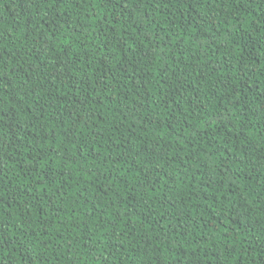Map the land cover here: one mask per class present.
<instances>
[{
  "label": "trees",
  "instance_id": "obj_1",
  "mask_svg": "<svg viewBox=\"0 0 264 264\" xmlns=\"http://www.w3.org/2000/svg\"><path fill=\"white\" fill-rule=\"evenodd\" d=\"M72 2L0 0V264H257L264 0H146L134 23L116 0ZM51 15L65 31L37 41ZM229 75L245 104L222 100Z\"/></svg>",
  "mask_w": 264,
  "mask_h": 264
},
{
  "label": "snow or ice",
  "instance_id": "obj_2",
  "mask_svg": "<svg viewBox=\"0 0 264 264\" xmlns=\"http://www.w3.org/2000/svg\"><path fill=\"white\" fill-rule=\"evenodd\" d=\"M26 2L30 5V6H35L37 8H40L41 6H44L46 8H52V9H56L58 6L59 7H64L65 5H67L68 7H73V2L72 0H26ZM81 3H83V0H80ZM109 2H111V0H109ZM201 0H155V8L158 11L161 4L164 5V7L169 8L170 6H175V5H182V6H187V3H191L193 7H195V5L197 3H200ZM203 3L208 4L209 2H211L212 4H215L216 7H220L221 4H223L225 6V8H229L231 6H234L236 11H240V5H245V6H251L252 3L254 2V0H202ZM146 3V0H116V5H119L118 7V12L119 15L123 18V17H127V16H131L133 19L132 23L136 22V20L138 19L137 17V13L140 12L141 6L144 5ZM67 10V9H65ZM79 11V9H77ZM259 10V8L257 9ZM27 14V13H26ZM181 14L183 15V11L181 12ZM152 17H149V19H151ZM38 20L43 21V23L45 25H48V27H46L42 34L36 35V40L37 41H46L47 37L50 33H54V32H62L65 31V23L68 22V20L70 19L69 17L66 16H61L60 19H56L55 15H51L48 17L47 20L44 19L43 16L38 17ZM117 23H119V21H117ZM191 26V22H189V27ZM261 31L264 32V23H261L260 25ZM169 36L172 35L171 32L168 33ZM180 40H183V37H180ZM151 42V41H149ZM125 47H130V45H125ZM7 48V44L4 43V34L3 32H0V88H8V90H11V88L8 86V84L5 83V79H4V71L6 68V65L3 63L6 59H8V57L3 53V49ZM184 53L181 52L180 55H183ZM133 55H135V52H133ZM242 55V54H241ZM139 59V57H138ZM205 59H207V56L205 57ZM21 67H23V65H21ZM237 69L242 70L241 66L238 64L233 65L230 69H225L223 66H216L215 71L217 73H225V72H235L237 71ZM33 73H29V75H32ZM200 76H201V84L205 83L208 79L211 78V74L204 72V71H200ZM228 80V83L224 84L223 86V90L225 93H227L226 96L222 97V100H228L229 102H231V98L233 96H236L237 100L240 101V105L245 104L244 100H240V93L238 91H229V88L232 87L231 84V80L232 77L229 75L226 77ZM107 79V76L105 75L104 77L101 78V80L99 81L100 84L103 83V81ZM244 79H247V77L245 76ZM29 83L28 80L24 81L25 86H27ZM79 83V81H77V84ZM188 83L191 84V80H188ZM215 83V82H214ZM183 86V85H182ZM216 91L219 92L220 91V84H216ZM247 95V94H245ZM87 99V97H86ZM83 107V105H78L75 108V111L77 113L81 112V108ZM254 109H258L260 113H264V95H262L258 101L254 102L252 104V107L249 109V112L251 113ZM241 112H243V107H241ZM62 115V114H61ZM85 115L84 113H81V116ZM89 119H92L93 117L96 116L95 112H92L91 114H87ZM123 115V113L121 114ZM0 119H2V117H0ZM124 119H127V116H124ZM212 125L209 124V127H211ZM200 131H207V129H201ZM204 140V137H201V140L198 141L202 142ZM181 150H183V146H181ZM233 151H238V149H233ZM2 159V158H0ZM241 163H243V160L241 161ZM0 195H3L2 192H0ZM261 207H264V205H261ZM2 219H0V223H2ZM4 242V233L2 231H0V245H2ZM161 243H164V241H161ZM253 248L255 249V246H253ZM0 251H2V249H0ZM187 258V257H182V259ZM0 259H2V257H0ZM254 261L257 262V264H264V252H259L258 254H256L255 256H253L252 258Z\"/></svg>",
  "mask_w": 264,
  "mask_h": 264
}]
</instances>
